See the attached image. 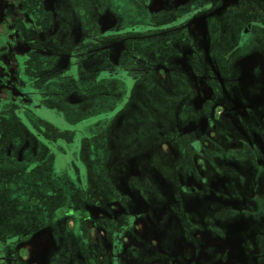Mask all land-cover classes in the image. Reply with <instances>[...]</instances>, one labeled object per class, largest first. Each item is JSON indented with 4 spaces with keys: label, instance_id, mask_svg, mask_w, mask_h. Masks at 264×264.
<instances>
[{
    "label": "flooded vegetation",
    "instance_id": "af4514ba",
    "mask_svg": "<svg viewBox=\"0 0 264 264\" xmlns=\"http://www.w3.org/2000/svg\"><path fill=\"white\" fill-rule=\"evenodd\" d=\"M263 173L264 0H0V264H264Z\"/></svg>",
    "mask_w": 264,
    "mask_h": 264
},
{
    "label": "rangeland",
    "instance_id": "374dc122",
    "mask_svg": "<svg viewBox=\"0 0 264 264\" xmlns=\"http://www.w3.org/2000/svg\"><path fill=\"white\" fill-rule=\"evenodd\" d=\"M255 41H252V42H250V46H254V44H256V43H254ZM44 176V178H45V180H47L46 182H51L52 184H55L56 182L55 181H53L52 180V175H46V173L45 172H42V177ZM240 183L242 184V185H245V182L244 181H240ZM256 183H257V188H258V190L256 191V197H260L261 199H264V173H263V175H258L257 177H256ZM62 184H60L59 183V186H61ZM61 188H66V186L64 185V186H62ZM264 208V207H263ZM258 208L257 209H254V210H252V212H258ZM251 212V213H252ZM263 220H264V210H263Z\"/></svg>",
    "mask_w": 264,
    "mask_h": 264
}]
</instances>
